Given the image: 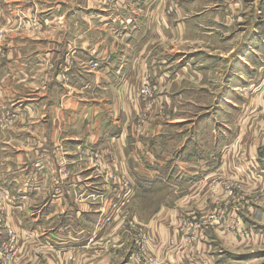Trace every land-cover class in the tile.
Masks as SVG:
<instances>
[{"label": "crops", "instance_id": "1", "mask_svg": "<svg viewBox=\"0 0 264 264\" xmlns=\"http://www.w3.org/2000/svg\"><path fill=\"white\" fill-rule=\"evenodd\" d=\"M89 1V29H79L84 36L72 34L58 52L14 55L9 45L0 59V264H143L148 253L165 254L168 264H226L228 248L221 244H230L234 231L216 225L185 241L179 223L193 209L225 207L227 179L248 191L264 186L256 122L243 120L264 110V89L258 88L264 79V30L250 25L264 0H109L106 6ZM6 2L14 0H0V17L10 11ZM52 12L54 18L61 15ZM233 51L232 77L225 83L221 63ZM64 54L72 57L67 72ZM48 62L56 68L52 90L49 74L41 92L18 84L35 79L36 68L44 71ZM145 74L154 89L149 99L138 94ZM8 113L16 116L4 120ZM35 141L40 168L33 166V152L23 148ZM94 149L97 164L99 158L120 164L114 170L104 161L102 181L95 172L83 174L88 167L75 166L87 165ZM80 151L86 158L78 161L74 154ZM64 159L82 179L73 181L77 200L66 193L73 188L51 185L56 162ZM109 170L113 177L121 171L118 181L129 182L121 193L129 192L128 201L115 194L118 181L110 182ZM199 197L200 203L193 200ZM111 199L120 211L131 203L148 233L147 252L136 254L140 236L131 227V250L121 259L111 256L109 237L122 234L118 226L103 227ZM146 202L150 213L144 216ZM238 206L244 211L238 216L234 210L229 220L240 224L247 217L257 226L253 233L264 236V205ZM180 207L186 214H178ZM6 228L15 234L10 244Z\"/></svg>", "mask_w": 264, "mask_h": 264}, {"label": "rangeland", "instance_id": "2", "mask_svg": "<svg viewBox=\"0 0 264 264\" xmlns=\"http://www.w3.org/2000/svg\"><path fill=\"white\" fill-rule=\"evenodd\" d=\"M104 1V4L101 2ZM101 0L98 1L99 4H102L103 6H106V4H109V0ZM114 3H119V0H112ZM5 2V1H3ZM8 3V2H6ZM9 4V3H8ZM245 5H249L250 2H244ZM10 11L2 13V17H0V59L5 58L4 56H7V48L9 45L12 46V50L10 51V54H17L19 50H28L34 53H37L38 51H44L50 48V51L58 52L60 51L64 43L67 39H70L72 37V34H77L78 36L83 35L79 29L87 30L89 29V24L86 21L85 18H90V13L88 11L92 8L90 6L89 0H14L11 4ZM32 5L31 7H29ZM31 8V9H30ZM43 9V10H42ZM52 11H55V14H61L60 16L54 18L52 16ZM9 16V18H7ZM253 19V17H252ZM254 21V19H253ZM19 23V24H18ZM71 25V28H63L64 25ZM250 25H255L256 27H262V31L264 30V7H261L260 4L257 6V14L255 16V21L251 23ZM75 26V27H73ZM75 28L77 30H75ZM87 36L89 35V30L85 34ZM14 46V47H13ZM56 47V49H54ZM67 47V46H65ZM69 50L67 49V52ZM264 51V50H262ZM66 52V51H65ZM70 52V51H69ZM215 58H220L219 53H212ZM234 57H236L235 51L232 52L231 55H227L223 59H225L221 63V70L220 75L221 77H225V83L228 81L229 77H232V68L234 65ZM63 58H68L67 63H69L66 66V72L68 71L69 65L72 62V57L69 54H64ZM222 59V58H220ZM221 61V60H220ZM91 69H96L98 64L97 62H90ZM95 65V66H94ZM37 76L35 79H21L18 80V84L22 86L30 87L32 90L38 92L40 91L38 87L40 85L47 84L48 81H45L44 75L49 74L50 77V90H52L54 86L55 77H52V74L56 73L55 65L52 62H48L45 65L44 71L41 70L42 67L38 66L37 68ZM4 72V71H2ZM5 73V72H4ZM3 79L5 78V75H3ZM15 77V76H12ZM221 77H215L216 79H219ZM44 78V79H43ZM147 83L150 89H148V92L144 95L140 93L141 88L144 86V83ZM44 87V86H43ZM258 88L264 89V79L258 80ZM41 92V91H40ZM154 93L153 86L151 85L148 74H145L143 77V80L141 82V86L139 88L138 94L141 96V98L149 99ZM41 94V93H39ZM54 99H58L57 94H53ZM260 99H264V90L261 94ZM212 100V97H210V101ZM212 105V104H211ZM258 113H252L246 115V117L243 120H246L248 117L253 122H256L257 126V136H258V143H256V150L258 154H261L262 157H264V110H259ZM13 116H16V113H11ZM11 114H6L3 116L4 120L10 119L12 116ZM193 115L191 114V117ZM7 118V119H6ZM168 120L169 118H165V116H158V120ZM234 120V118H231ZM242 120V121H243ZM10 121V120H9ZM188 121V120H187ZM148 121H145V124H147ZM37 131V130H36ZM41 129L38 130L40 132ZM22 148V144L19 145ZM40 147V143H32L27 146V144H23V148L28 149L29 152H33V166L35 168H40L41 164L40 162H36L38 157L37 150ZM28 147V148H27ZM63 151V150H62ZM80 151L79 153L74 154V159L76 158L78 161L83 160V158H86V156L83 155ZM95 152V154H94ZM92 159L87 161V165L85 162L81 163L80 165L75 164L78 170L84 171L85 167H88L86 171H84L83 174L88 172H95L96 175L103 180L102 177L105 178V164L107 159L106 158H99V163L96 162V157L98 155V152L93 151ZM97 154V155H96ZM73 156V154H70ZM67 160V161H66ZM64 160H57L56 167L57 170L54 174H52L51 178V185L60 184V186L64 188V191L67 190V188H73L69 189V191H66L69 196H73L75 200L79 199V194H77V191L75 192V186L73 181H80L81 178H78L75 174L77 172H69L68 169H70L67 164H70V160L68 159ZM23 162H21L22 164ZM59 164L60 168H59ZM107 164L112 169H117L119 167V162L117 161V158H109L107 160ZM58 165V166H57ZM89 165V166H88ZM25 164L23 165V167ZM29 168V167H28ZM84 169V170H83ZM59 170L62 171L63 174L60 173ZM81 171V174H82ZM119 171V174L117 176L113 177V174L111 175V172L109 170V180L113 177V180L115 179L118 181V179H122L119 175L122 174V172ZM101 174V176H99ZM74 175V176H73ZM73 176V177H72ZM80 179V180H79ZM113 180H110L113 181ZM229 183L225 186V196L226 199L229 200L228 203H226L225 207H222V209H219L215 206V209H212L210 212H206L207 210L202 211V209H193V213L191 218L189 219V222H191L190 227L192 226L193 236H203L204 233L209 232L212 227L218 225L220 229H229L230 231H234L236 236H230L228 237V240L230 244H221V246H226L228 248L227 254L223 257L226 258L224 261L226 264H264V236H258L259 233H253V230L256 229L257 226H253L252 223L255 224V222H250L249 219L246 217L244 219H240L242 223H238L237 219L232 221L229 220L232 216L234 217V210L236 211L238 209V216L239 212H243V209H240L241 206H238L239 203H246L250 204H262L264 205V186H257L256 188L250 189L251 191L246 190L244 187H241V189L235 184L234 182L230 183L231 180L227 179ZM109 182V184H110ZM113 183V182H112ZM129 183V182H128ZM127 180H121L116 183L115 188V194L124 196L123 200L128 201L127 198L129 197V192H124L125 194H121L123 191L122 187L127 188L128 187ZM201 193V192H200ZM215 194V189H214ZM166 195V194H165ZM217 195V194H215ZM214 195V196H215ZM168 197L172 198L170 194L167 195ZM113 197L112 195H109V198ZM189 198V197H188ZM171 201L170 199H167ZM195 202L200 203V197L193 199ZM113 199L109 201V213L105 216L103 220V227L104 228H112L113 226H118V233L119 229L122 230L121 236H117V238L114 237V235H111L109 237V253H112V257H118L121 259V257L124 255L125 252L131 250L132 247V239L131 234L133 232L130 230V228H134L136 230V234L139 228H141L143 231L140 233L144 237V245L145 248L147 247L148 241V233L143 229V227L139 224V221L137 219V216H134L132 208L129 207L128 203L126 206L120 211V209H116L113 206ZM229 203L231 204H237L238 208H230ZM116 206L117 203L115 202ZM147 205H151L150 203H144L142 206L143 215H149L150 211L147 207ZM198 207V206H196ZM248 208H246L247 210ZM99 212L100 209L98 208ZM245 210V211H246ZM102 212V211H101ZM185 208H179L178 214L184 215L186 214ZM229 214H231L229 216ZM0 216H4V214H0ZM238 219V220H239ZM245 222L248 225V228L244 227L243 224ZM255 227V228H254ZM7 229L8 236L9 233L12 235H15L12 230L9 228ZM179 229L182 230L183 234L185 231V228L182 224V221L179 223ZM252 232H250L251 230ZM191 230V229H190ZM104 231V230H102ZM240 236V237H237ZM191 236H185V239H190ZM190 240H193L192 238ZM123 241V245L120 247H117L116 245ZM114 244V247L111 245ZM151 244V242H150ZM138 245V243H137ZM149 245V244H148ZM52 246V244H51ZM116 246V247H115ZM150 247V245L148 246ZM224 247V248H226ZM52 248V247H51ZM226 248V249H227ZM114 250L118 251L117 253H114ZM136 254H143L147 252L146 249H140L139 247L135 250ZM149 257L147 258V263L143 264H168L165 258V254H161V256H153L152 254L148 253ZM114 258L112 259V262H114Z\"/></svg>", "mask_w": 264, "mask_h": 264}, {"label": "built area", "instance_id": "3", "mask_svg": "<svg viewBox=\"0 0 264 264\" xmlns=\"http://www.w3.org/2000/svg\"><path fill=\"white\" fill-rule=\"evenodd\" d=\"M148 89H150V88L147 85V83L145 82L144 86L140 90V93L144 95L145 93L148 92ZM181 221H182V224H183V226L185 228V231H186V233L184 232L183 236H191V238H192L193 232H191V231H192L193 228H192V226L190 227L191 222H189V219H187V218H181L180 222ZM142 231L143 230L141 228H139L138 231H137V235L140 236V239L138 240V247H139V250L140 249H145L146 250L147 247L145 248V245H144L145 242H144V237H143L145 235L140 234ZM9 235H10L9 236V244H10V242L14 239V236L11 233H9ZM185 241H188V240L185 239ZM4 246H6V244H4ZM146 263H147V261H146Z\"/></svg>", "mask_w": 264, "mask_h": 264}, {"label": "bare ground", "instance_id": "4", "mask_svg": "<svg viewBox=\"0 0 264 264\" xmlns=\"http://www.w3.org/2000/svg\"><path fill=\"white\" fill-rule=\"evenodd\" d=\"M19 24V23H18Z\"/></svg>", "mask_w": 264, "mask_h": 264}]
</instances>
